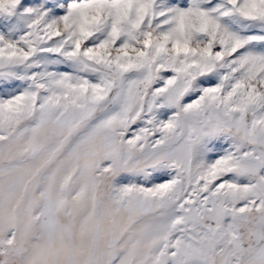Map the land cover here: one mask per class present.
<instances>
[{"label":"snow or ice","instance_id":"1","mask_svg":"<svg viewBox=\"0 0 264 264\" xmlns=\"http://www.w3.org/2000/svg\"><path fill=\"white\" fill-rule=\"evenodd\" d=\"M0 264H264V0H0Z\"/></svg>","mask_w":264,"mask_h":264}]
</instances>
